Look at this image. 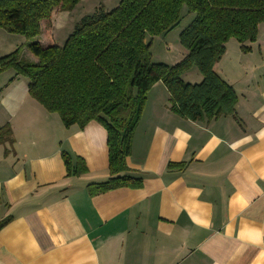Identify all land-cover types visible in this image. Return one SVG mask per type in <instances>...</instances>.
Wrapping results in <instances>:
<instances>
[{
	"label": "crops",
	"instance_id": "1",
	"mask_svg": "<svg viewBox=\"0 0 264 264\" xmlns=\"http://www.w3.org/2000/svg\"><path fill=\"white\" fill-rule=\"evenodd\" d=\"M25 44L0 29V58L20 49L35 61ZM246 46L229 39L213 67L237 95L235 117L183 119L155 83L126 158L142 186L95 196L87 186L109 179L105 129L64 127L27 79L1 72L0 128L13 142L0 144V264H264V23ZM62 152L87 171L69 176Z\"/></svg>",
	"mask_w": 264,
	"mask_h": 264
},
{
	"label": "trees",
	"instance_id": "2",
	"mask_svg": "<svg viewBox=\"0 0 264 264\" xmlns=\"http://www.w3.org/2000/svg\"><path fill=\"white\" fill-rule=\"evenodd\" d=\"M80 0H0V29L23 36L35 61L21 50L0 58V73L13 70L28 80V93L64 127L83 129L89 122L106 131L109 179L87 186L91 196L120 188L138 189L142 179L128 174L134 131L147 93L162 83L172 113L192 122L220 116L235 117L237 95L213 70L231 38L244 53L264 23V0H119L110 10L99 7L83 16L61 45L41 43L42 23L57 11H71ZM184 12V13H183ZM193 14L179 33L185 50L173 66L151 61V38L166 34ZM147 38L148 41H147ZM195 68L199 83H186L183 74ZM12 143L9 126L0 128V144ZM69 176L87 169L82 159L61 153ZM184 164H169L182 170ZM8 219L0 221V229Z\"/></svg>",
	"mask_w": 264,
	"mask_h": 264
},
{
	"label": "rangeland",
	"instance_id": "3",
	"mask_svg": "<svg viewBox=\"0 0 264 264\" xmlns=\"http://www.w3.org/2000/svg\"><path fill=\"white\" fill-rule=\"evenodd\" d=\"M118 2L119 0H80L77 6L71 11L55 12L49 21L42 23V43L54 42L62 44L83 16L93 13L99 7L110 10ZM192 18L193 14H187L181 18L177 27L166 34L151 38L150 53L153 63H163L168 66H173L183 58L182 54L185 53V50L179 43V33L191 22ZM36 40L38 41L39 39L36 38ZM193 70L198 72L195 68ZM192 74L186 75L187 77L182 76L183 81L186 83H195L188 82L192 79ZM192 81L194 80L192 79Z\"/></svg>",
	"mask_w": 264,
	"mask_h": 264
}]
</instances>
